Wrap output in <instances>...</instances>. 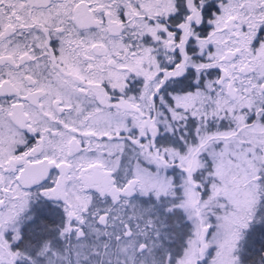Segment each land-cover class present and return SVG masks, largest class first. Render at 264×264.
Returning <instances> with one entry per match:
<instances>
[{
  "label": "snow or ice",
  "instance_id": "obj_1",
  "mask_svg": "<svg viewBox=\"0 0 264 264\" xmlns=\"http://www.w3.org/2000/svg\"><path fill=\"white\" fill-rule=\"evenodd\" d=\"M0 264H264V0H0Z\"/></svg>",
  "mask_w": 264,
  "mask_h": 264
}]
</instances>
